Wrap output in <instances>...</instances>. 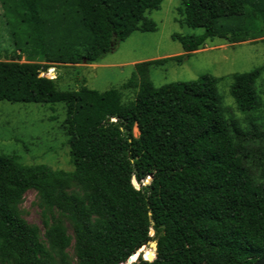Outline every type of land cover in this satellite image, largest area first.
Segmentation results:
<instances>
[{"label": "trees", "instance_id": "1", "mask_svg": "<svg viewBox=\"0 0 264 264\" xmlns=\"http://www.w3.org/2000/svg\"><path fill=\"white\" fill-rule=\"evenodd\" d=\"M162 1L0 0L3 14L24 28L22 36L12 32L16 51L38 61H0V101L61 104L72 167L53 170L0 155V264H71L72 241L75 264H125L150 241L157 242L155 258L148 261L154 253L144 250V259L129 264H198L201 254L203 264L264 258V173L252 147L264 134L251 118L264 66L232 75L229 95L248 118L244 127L224 116L214 76L152 84L150 68L180 57L135 64L124 88L136 94L126 104L117 89L93 90L78 78L77 89L61 90L58 77H46L53 65L98 63L134 31L155 32L146 13ZM180 5L182 23L202 30L172 35L186 56L208 39L236 44L264 32V0ZM28 191L43 210L42 236L19 210ZM201 227L210 233L204 245Z\"/></svg>", "mask_w": 264, "mask_h": 264}, {"label": "rangeland", "instance_id": "2", "mask_svg": "<svg viewBox=\"0 0 264 264\" xmlns=\"http://www.w3.org/2000/svg\"><path fill=\"white\" fill-rule=\"evenodd\" d=\"M180 7V0H163L158 10L146 13V16L156 24L155 32L134 31L98 63L79 65L75 68L53 65L47 69L46 75L55 76L53 79L58 77V88L61 90L77 89L78 78L83 79L85 85L93 90L117 89L122 96V102L126 104L133 101L136 94L135 89L124 88L126 82L135 76V64L180 57V62L170 61L150 68L149 79L152 84L159 87L172 82H189L203 74L214 76L219 79L217 90L222 98L224 116L236 119L240 126L244 127L248 118L237 110L229 95V88L233 81L232 75L264 66V32L255 39L236 44H228L217 38L208 39L202 48L186 56L180 44L172 40V35H199L202 30L189 28L182 23L183 16L178 12ZM3 11L0 3V61H7L18 55L21 63L38 62L16 51L12 32L15 31L22 36L24 28L19 18L4 15ZM262 27L264 31V25ZM255 88L259 104L251 118L264 134V72L256 81ZM63 119L64 111L61 104H11L0 101V155H15L25 165L44 164L53 170H72L66 137L60 129ZM133 134L137 136L135 126ZM262 145L264 142L252 145L256 150L254 159L259 165L258 174L260 170L264 173ZM19 210L27 223L39 228L42 236L44 214L35 191L24 194ZM64 224L68 234L72 236L67 221H64ZM199 231L200 237L205 240L204 245L209 242L210 233L205 227H201ZM72 245L73 241L66 252L70 263L75 264ZM145 247V250L154 253L148 245ZM142 258L144 259L143 256ZM202 258L203 254L199 255L198 264H203Z\"/></svg>", "mask_w": 264, "mask_h": 264}, {"label": "water", "instance_id": "3", "mask_svg": "<svg viewBox=\"0 0 264 264\" xmlns=\"http://www.w3.org/2000/svg\"><path fill=\"white\" fill-rule=\"evenodd\" d=\"M50 70H52V69H49V71ZM46 77H48L47 75H46ZM55 76H51V77H48V78H51V79H53ZM151 179V177H148V179H147V181H149ZM147 183V182H146ZM132 185L137 189L138 188V186H137V184H136V181L134 180V178H132ZM150 234H152L151 236H153V231L151 230L150 231ZM146 245H148L150 248H152L153 250H154V255H153V257L151 258V260H148V261H152L154 258H155V255H156V247H157V242L156 241H150V242H148ZM146 245H143V246H141L139 249H138V251L135 253V254H133V255H131L130 257H129V259H128V261L127 262H129V263H131V262H133V261H135L137 258H138V256L139 255H141V254H143V251L145 250V246ZM143 256V255H142ZM146 260V259H145ZM253 264H264V258H261V259H259V260H257L256 262H254Z\"/></svg>", "mask_w": 264, "mask_h": 264}]
</instances>
